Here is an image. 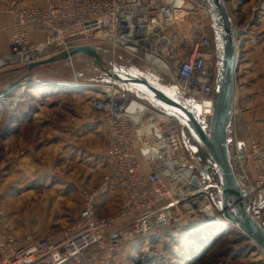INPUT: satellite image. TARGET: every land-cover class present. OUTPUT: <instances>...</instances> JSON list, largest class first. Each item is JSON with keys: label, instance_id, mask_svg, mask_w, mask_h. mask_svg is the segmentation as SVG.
I'll use <instances>...</instances> for the list:
<instances>
[{"label": "built area", "instance_id": "built-area-1", "mask_svg": "<svg viewBox=\"0 0 264 264\" xmlns=\"http://www.w3.org/2000/svg\"><path fill=\"white\" fill-rule=\"evenodd\" d=\"M0 12L12 20L5 28L9 50L0 55V73L75 46L96 45L147 64L185 98L212 100L216 55L206 33L203 0H42L30 7L0 0ZM188 20L192 32L182 36L178 28ZM74 59L84 60L76 56L69 61ZM91 88L96 96L89 106L105 133V176L83 192L82 210L71 225L39 240L28 237L23 244L13 234L2 235L0 264H86L94 253L135 249L142 241L150 250L154 235L181 237L221 223L209 196L193 181L197 164L184 147L177 120L123 88ZM238 99L236 90L235 104ZM25 102L8 101L7 110ZM235 117L241 169L254 192L264 196V140L251 134L249 124L241 135L236 106ZM118 191L120 207L102 214V199ZM162 220L165 225L159 226Z\"/></svg>", "mask_w": 264, "mask_h": 264}, {"label": "rangeland", "instance_id": "rangeland-1", "mask_svg": "<svg viewBox=\"0 0 264 264\" xmlns=\"http://www.w3.org/2000/svg\"><path fill=\"white\" fill-rule=\"evenodd\" d=\"M16 1L30 7L41 4L42 0ZM227 7L238 32L236 42L240 45L236 77L237 125L241 135L249 124L251 134L264 140V0H230ZM6 16L0 12V55L9 50L8 33L4 28ZM189 20L193 22L194 18L189 17ZM189 20L178 28L182 36L192 32ZM204 21L206 33L212 38L208 15ZM208 29L211 32L208 33ZM119 57L137 69L157 73L165 84L174 86L147 64L123 53ZM71 64L87 67L90 63L86 59H74ZM48 70L51 75L70 77L64 63ZM6 71L0 73V92L29 74L27 70ZM84 73L86 70L81 74ZM52 86L32 81L25 88L22 84L12 87L10 94L14 98L24 88L25 105L22 104L21 112L8 110L4 116L0 112V237L13 234L21 244L28 237L39 240L49 232L71 225L82 210L83 192L93 190L107 172L100 123L89 106L96 93L85 82L66 90L54 91ZM29 89L32 90L27 92ZM62 91L71 98L53 97ZM0 103L6 105L7 102L0 100ZM119 201L117 197L109 211L101 213L118 209ZM178 239L182 238L174 234L154 235L150 239V250L147 242L142 241L135 249L122 247L114 254H91L86 264H157L159 255H166L167 248L174 246ZM199 264H264V255L250 240L227 234Z\"/></svg>", "mask_w": 264, "mask_h": 264}, {"label": "water", "instance_id": "water-1", "mask_svg": "<svg viewBox=\"0 0 264 264\" xmlns=\"http://www.w3.org/2000/svg\"><path fill=\"white\" fill-rule=\"evenodd\" d=\"M229 1L203 0L216 55L213 97L210 101L185 98L177 87L165 84L157 73L130 66L126 59L119 57L120 53L113 55L96 45L75 46L27 67L8 69L5 73L27 70L29 74L14 81L7 90L27 80L71 81V77L49 75L42 71L76 56L88 60L90 64L84 68L86 73L82 74L85 83L90 86L114 85L136 92L156 111L177 120L184 147L197 164V175L193 181L202 186V193L209 196L218 213L217 218L235 226L264 255V220L261 219L264 196L251 188L237 153L235 101L238 49L234 36L235 22L227 7ZM9 61L12 65L17 64L15 57ZM24 88L19 96H25ZM164 225L165 221L159 222V226Z\"/></svg>", "mask_w": 264, "mask_h": 264}, {"label": "trees", "instance_id": "trees-1", "mask_svg": "<svg viewBox=\"0 0 264 264\" xmlns=\"http://www.w3.org/2000/svg\"><path fill=\"white\" fill-rule=\"evenodd\" d=\"M209 32H211L210 29H208V33ZM148 68L153 70L151 67ZM31 90L32 89H29L27 92ZM22 104L25 105V103L19 104L16 107L15 112L22 111ZM0 106L1 115L4 116L6 113L8 114L6 105L0 103ZM235 230V226H230L222 221L221 223L209 225L200 231L184 234L181 236L182 239L174 241V246L171 245V247L167 248L165 251L166 255H159L157 264H199V262L205 259L206 255L217 245L220 238L224 235L233 234L247 240Z\"/></svg>", "mask_w": 264, "mask_h": 264}, {"label": "bare ground", "instance_id": "bare-ground-1", "mask_svg": "<svg viewBox=\"0 0 264 264\" xmlns=\"http://www.w3.org/2000/svg\"><path fill=\"white\" fill-rule=\"evenodd\" d=\"M237 33L238 32L235 29L234 30V36L235 37L238 35ZM64 65L66 67H68V72L70 73L71 81H67V82L66 81L65 82L54 81V82H57V83H53V82H50L49 81V82H42V83H45L47 85H54V86H58V87H62V88H68L69 86H74L75 84L77 85V84H82V83L85 82L84 79H83V77H82V74H81V73H83L84 68H85L84 67V64L73 65V64H71V61L68 60V61H66L64 63ZM42 73L49 74V73H51V71L48 70V69H44L42 71ZM42 73L40 72V74H42ZM89 73H92V72L90 71ZM49 75H51V74H49ZM30 82H32V81H30ZM30 82L27 80V81H24L22 84H24L25 87H26V86L29 85ZM35 82H37V81H35ZM8 90H7V88H5V89H3L1 91V95H0V98L1 99H4L6 102H8V101H15V100H19V99L23 100V96H19L17 98L12 99L11 98V94H10L11 91H8Z\"/></svg>", "mask_w": 264, "mask_h": 264}, {"label": "crops", "instance_id": "crops-1", "mask_svg": "<svg viewBox=\"0 0 264 264\" xmlns=\"http://www.w3.org/2000/svg\"><path fill=\"white\" fill-rule=\"evenodd\" d=\"M6 19H7V24H6V26L4 27V28H6L8 25H10L11 24V17L9 16V15H7L6 16ZM181 31V30H180ZM35 39H40V36H37V35H35V37H34ZM7 53H8V50H7ZM53 87V89H54V91L55 90H57V89H59V88H62V87H58V86H52ZM68 88H70V87H68ZM68 88H62V89H68ZM72 88V87H71ZM61 92V91H60ZM63 93H57L55 96H53V97H59V98H61V97H64V98H67V97H69V98H71V96H68L67 94H66V92L65 91H62ZM92 111V110H91ZM93 113H94V115H96V120H97V117H98V115H97V113H95L94 111H92ZM97 122L98 123H100L99 124V128H100V130L102 131V137H103V140H104V145H105V147H106V143H105V133H104V129H103V126H102V124H101V122H99L98 120H97ZM119 194V196H117ZM117 197L119 198V202H121V197H120V192L118 191V192H115L114 194H109L108 196H106V197H104L103 199H102V202H104V203H102V210L104 211V209L106 208H110V204H112V203H114L115 201H117ZM104 204V205H103ZM119 205H120V203H119Z\"/></svg>", "mask_w": 264, "mask_h": 264}]
</instances>
